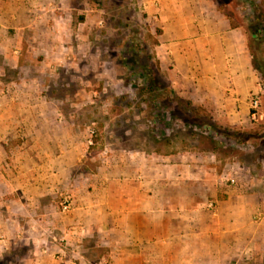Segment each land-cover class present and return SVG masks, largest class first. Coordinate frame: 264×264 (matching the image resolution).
I'll return each instance as SVG.
<instances>
[{"label": "crops", "instance_id": "0c3cea01", "mask_svg": "<svg viewBox=\"0 0 264 264\" xmlns=\"http://www.w3.org/2000/svg\"><path fill=\"white\" fill-rule=\"evenodd\" d=\"M34 1L0 0V51L7 34L49 30ZM137 1L172 88L224 128L248 122L261 86L244 30L213 0ZM19 60L12 65L24 66ZM85 146L44 105L11 99L0 107V258L25 242L24 264H249L264 256V174L212 153L125 149L100 153L92 170ZM66 195L72 209L63 213Z\"/></svg>", "mask_w": 264, "mask_h": 264}, {"label": "rangeland", "instance_id": "374dc122", "mask_svg": "<svg viewBox=\"0 0 264 264\" xmlns=\"http://www.w3.org/2000/svg\"><path fill=\"white\" fill-rule=\"evenodd\" d=\"M213 1L244 30L262 89L255 117L240 128L225 127L232 140L209 130L207 116L216 121L215 114L194 116L160 71L137 0H35L33 10L44 12L36 19L44 14L49 30L3 39L0 90L13 96H0V107L11 99L20 107L44 105L51 121L72 123L86 140L84 164L92 170L100 153L125 149L212 153L264 174V0ZM15 57L24 66L14 67ZM30 249L19 243L0 264H24ZM249 264H264V256Z\"/></svg>", "mask_w": 264, "mask_h": 264}, {"label": "trees", "instance_id": "16d2710c", "mask_svg": "<svg viewBox=\"0 0 264 264\" xmlns=\"http://www.w3.org/2000/svg\"><path fill=\"white\" fill-rule=\"evenodd\" d=\"M218 8L220 9V10H223V9H221V6L219 7L218 6ZM231 21H232V25L233 26H236V27H240V26H238V25H236L234 22H233V20H232V16L231 15H227L226 13H224ZM252 53V52H251ZM252 57H253V67H254V69H257V65H256V62H255V58H254V55H253V53H252ZM180 98V97H179ZM181 99V98H180ZM186 103V107L189 109V111L194 115V116H196V117H198V118H201L202 116H201V114H200V112H206L201 106H199V105H196V104H194L192 101H189V100H186L185 101ZM207 119H208V121H209V124H210V126H209V130L210 129H212V130H216V132L217 133H219V134H224L225 135V138L226 139H230V140H232V138L229 136V135H231V133H230V130H228V128H222L215 120H213V118H211L210 116H207ZM240 134V132H234L233 133V135H235V134ZM228 134V135H227ZM244 135V134H243ZM247 137V136H246ZM248 138V137H247ZM251 139H252V137H251ZM9 255H12V252L10 251L9 253H7V254H5V256L4 257H7V256H9ZM2 264H5V263H2Z\"/></svg>", "mask_w": 264, "mask_h": 264}, {"label": "built area", "instance_id": "2783aa9c", "mask_svg": "<svg viewBox=\"0 0 264 264\" xmlns=\"http://www.w3.org/2000/svg\"><path fill=\"white\" fill-rule=\"evenodd\" d=\"M261 92H262V89L260 90L259 93L255 94L252 97V102H251L252 111H256L259 107ZM252 117H255V112L252 113ZM210 207H213V206L211 205ZM71 209H72V198L70 195H66L62 202L61 211L63 213H68Z\"/></svg>", "mask_w": 264, "mask_h": 264}]
</instances>
